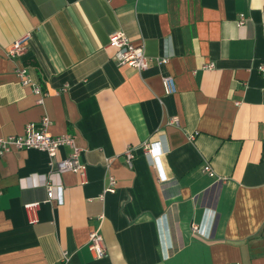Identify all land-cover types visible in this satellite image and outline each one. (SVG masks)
<instances>
[{"label":"crops","instance_id":"crops-1","mask_svg":"<svg viewBox=\"0 0 264 264\" xmlns=\"http://www.w3.org/2000/svg\"><path fill=\"white\" fill-rule=\"evenodd\" d=\"M114 31L167 62L141 73L117 66ZM27 36L24 55L7 57ZM261 66L264 0H0V136L21 135L46 115L48 133L75 136L86 165L84 184L61 175L58 205L43 187H19L49 173L45 152L0 157V264H61L62 252L65 264H264ZM165 76L175 93H165ZM32 84L47 94L41 105ZM144 141L164 151L158 170ZM127 147L136 149L131 167ZM107 174L115 192L100 199ZM30 203H39L34 214ZM95 230L100 260L87 247Z\"/></svg>","mask_w":264,"mask_h":264},{"label":"built area","instance_id":"built-area-1","mask_svg":"<svg viewBox=\"0 0 264 264\" xmlns=\"http://www.w3.org/2000/svg\"><path fill=\"white\" fill-rule=\"evenodd\" d=\"M245 23L246 17L242 14L239 16L237 25L242 27ZM28 38V36L23 37L13 43L11 48L6 52V56L10 59L22 57L27 48ZM108 46L115 49L113 60L116 62L117 66H126L139 73L147 70L152 64L159 66L165 64L168 60L167 57H148L145 54L144 46H135L122 31H114L109 35ZM203 69L213 70L214 65L212 63L204 65ZM260 70L264 71V66H261ZM15 75L22 85L31 84V79L26 68L17 67L15 69ZM162 84L167 95L175 93L176 89L173 77H163ZM32 89L33 93L37 96V104L41 105L47 94H45L37 84H32ZM50 124V119L45 115L41 118L38 124H28L21 135L0 136V157L14 151L31 149L45 152L49 157V173L45 175L34 174L19 179V187L23 190L43 187L46 191L47 202H55L58 205H61L63 201V186L60 179L61 175L68 172L77 174L84 184L86 181V165L81 161L82 150L76 145L75 136L69 134L58 137L52 136L47 131ZM169 124L178 126V118H171ZM156 145L157 143L155 142L144 141L142 143V149L149 164L158 170L161 156L164 155V151L159 152ZM61 148L68 149V154L64 158L58 157V152ZM135 150L136 149L133 147H127L124 153L127 167L132 166V161L135 158ZM202 171L210 178H215V174L208 163L205 162L203 164ZM106 179L108 184L103 193L99 196L100 199H102L106 193L115 192V178L112 175L107 174ZM28 181H32V183H28ZM38 207L39 203H30L24 206L25 210L33 214L37 211ZM29 222L32 224L35 223L36 218H31ZM191 232L195 235H199V226L193 223L191 225ZM87 247L93 253L95 259L100 260L105 258L104 241L98 230L89 233ZM68 258V254L62 252L59 262L65 264L68 261Z\"/></svg>","mask_w":264,"mask_h":264}]
</instances>
